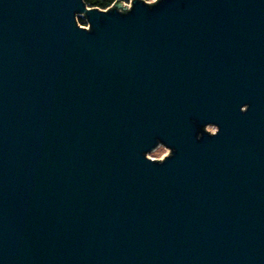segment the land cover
<instances>
[{
  "label": "water",
  "instance_id": "water-1",
  "mask_svg": "<svg viewBox=\"0 0 264 264\" xmlns=\"http://www.w3.org/2000/svg\"><path fill=\"white\" fill-rule=\"evenodd\" d=\"M130 5L0 0V264H264V0Z\"/></svg>",
  "mask_w": 264,
  "mask_h": 264
},
{
  "label": "trees",
  "instance_id": "trees-1",
  "mask_svg": "<svg viewBox=\"0 0 264 264\" xmlns=\"http://www.w3.org/2000/svg\"><path fill=\"white\" fill-rule=\"evenodd\" d=\"M84 3L86 4V6L90 7V8H96L99 10H109L113 7V5L120 1L123 3H129L131 0H83ZM145 2H152L155 0H144ZM81 23L86 24L85 20L80 19Z\"/></svg>",
  "mask_w": 264,
  "mask_h": 264
},
{
  "label": "rangeland",
  "instance_id": "rangeland-1",
  "mask_svg": "<svg viewBox=\"0 0 264 264\" xmlns=\"http://www.w3.org/2000/svg\"><path fill=\"white\" fill-rule=\"evenodd\" d=\"M152 2H150V3H152ZM124 5L127 7L128 3H124ZM80 19H82V18H78V24L81 27H84V28L88 27L87 24H85V26H84V24L81 23ZM207 131L212 133V132L215 131V128L214 127H209V128H207ZM168 153H169L168 149H166L164 147H160V148L156 149L155 151H153L152 153H150L148 155V157L151 158V159H154V160H162L163 157H166Z\"/></svg>",
  "mask_w": 264,
  "mask_h": 264
},
{
  "label": "built area",
  "instance_id": "built-area-1",
  "mask_svg": "<svg viewBox=\"0 0 264 264\" xmlns=\"http://www.w3.org/2000/svg\"><path fill=\"white\" fill-rule=\"evenodd\" d=\"M130 7H131V5H130V2H129L127 8H130ZM86 28L88 29L89 27H86Z\"/></svg>",
  "mask_w": 264,
  "mask_h": 264
},
{
  "label": "flooded vegetation",
  "instance_id": "flooded-vegetation-1",
  "mask_svg": "<svg viewBox=\"0 0 264 264\" xmlns=\"http://www.w3.org/2000/svg\"><path fill=\"white\" fill-rule=\"evenodd\" d=\"M208 128H209V127H208ZM160 147H162V146H160ZM160 147H159V148H160ZM157 149H158V148H157Z\"/></svg>",
  "mask_w": 264,
  "mask_h": 264
}]
</instances>
